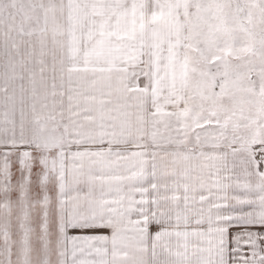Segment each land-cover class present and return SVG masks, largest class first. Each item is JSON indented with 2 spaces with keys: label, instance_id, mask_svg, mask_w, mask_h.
<instances>
[{
  "label": "snow or ice",
  "instance_id": "1",
  "mask_svg": "<svg viewBox=\"0 0 264 264\" xmlns=\"http://www.w3.org/2000/svg\"><path fill=\"white\" fill-rule=\"evenodd\" d=\"M0 264H264V0H0Z\"/></svg>",
  "mask_w": 264,
  "mask_h": 264
}]
</instances>
